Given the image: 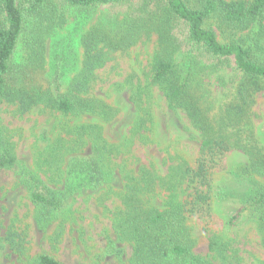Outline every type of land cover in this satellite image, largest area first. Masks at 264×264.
<instances>
[{
	"label": "rangeland",
	"instance_id": "obj_1",
	"mask_svg": "<svg viewBox=\"0 0 264 264\" xmlns=\"http://www.w3.org/2000/svg\"><path fill=\"white\" fill-rule=\"evenodd\" d=\"M132 4L136 7L138 1ZM130 12L123 6L69 9L63 24L43 35L44 63L35 83L48 84L45 75L58 72L55 85L66 89L82 67L81 38L92 27ZM216 20H208L206 27L219 43L253 46L255 30L220 28ZM176 35L183 46L176 55L180 68L200 69L186 58V32L180 28ZM259 41L264 46V39ZM156 43L157 35L151 34L125 51L108 52L103 65L93 71L83 98L108 107L107 116L64 115L45 106L21 113L15 104H0V154L15 160L12 167L0 168V264H32L39 255L61 264H130L133 243L121 240L116 230L126 198L137 192L142 207L155 210L190 200L195 184L183 180V173L196 168L202 138L184 112L168 108L162 89L152 81ZM255 54L264 60V48ZM202 62L207 69L195 73L194 86L205 96L209 113L216 115L230 100L240 74L232 59L228 67L214 70L210 62ZM250 120L247 132L252 139L245 142L243 135L234 140L264 155V90L255 95ZM95 144L102 145L97 153ZM92 156L98 180L95 169L80 167L88 166L86 159ZM215 162L206 211L186 213L193 252L213 264H264L259 225L242 211V200L253 187L246 173L248 155L241 148L231 149ZM251 176L253 182L264 183ZM92 178L96 181L90 184ZM33 182L39 185L35 192L46 199L54 193L60 202L57 209L33 202ZM211 238L225 244L222 260L208 252Z\"/></svg>",
	"mask_w": 264,
	"mask_h": 264
},
{
	"label": "trees",
	"instance_id": "obj_2",
	"mask_svg": "<svg viewBox=\"0 0 264 264\" xmlns=\"http://www.w3.org/2000/svg\"><path fill=\"white\" fill-rule=\"evenodd\" d=\"M132 1L0 0V104H15L21 113L45 106L64 115L107 116L111 112L108 107L83 98L93 71L103 65L108 52L125 51L142 37L156 34L152 81L162 89L168 108L184 112L191 126L200 132L201 157L194 170L186 168L183 173V180L187 178L195 184L190 200L170 204L165 210H155L143 208L137 192L126 198V209L117 222L116 230L121 240L133 243L130 264H213L193 252L194 239L187 225L186 213L193 216L206 211L210 202L209 177L215 159L238 148L248 155L250 165L246 173L253 186L252 193L242 200V211L258 223L264 245V183L251 179V175L264 179V155L257 148H247L234 140L243 135H246L243 137L245 142L252 139L251 133L247 132H251L248 129L251 107L255 95L264 90V60L255 54L256 50L263 51L264 48L259 41L264 39V0H137L136 7ZM102 6L129 7L131 12L113 23L92 27L81 38L82 67L66 89L62 91L59 83L55 85L60 75L58 72L50 78L45 75L48 84H36L35 76L44 63L46 39L43 35H50L61 26L69 9L92 11ZM212 18L217 19L220 28L242 32L255 30L257 39L253 46L219 43L215 32L206 27V22ZM180 28L186 32L184 44L188 47L187 56L183 55L193 65L199 64L200 69L193 71L189 67L184 72L179 60L176 61V55L183 47L176 35ZM36 29L44 33L39 34ZM230 59L241 79L230 100L216 115H211L205 96L197 94L193 77L196 72L207 69L202 61L210 62L214 70L228 67ZM96 141H100L98 136ZM100 149L102 145H93V152ZM86 162L88 166L80 167L95 169L98 180L101 175L93 156ZM14 163L12 157L0 154L1 169L12 167ZM91 181L90 184L96 180L92 178ZM31 185L32 189L35 187L31 193L34 203L58 208L60 202L55 200L54 193L48 194L52 199H46L35 192L39 188L37 183ZM209 241L208 252L222 260L225 244L213 238ZM32 264L61 263L48 255H39Z\"/></svg>",
	"mask_w": 264,
	"mask_h": 264
}]
</instances>
